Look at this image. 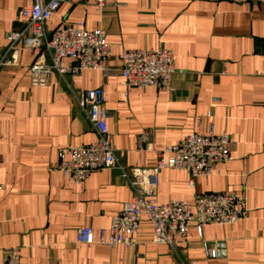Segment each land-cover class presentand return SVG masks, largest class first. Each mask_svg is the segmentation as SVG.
I'll use <instances>...</instances> for the list:
<instances>
[{"label": "crops", "instance_id": "crops-1", "mask_svg": "<svg viewBox=\"0 0 264 264\" xmlns=\"http://www.w3.org/2000/svg\"><path fill=\"white\" fill-rule=\"evenodd\" d=\"M33 1L0 0V263L18 249L19 264H264V4L113 0L99 12L87 1L67 0L47 32L77 23L105 30L110 72L52 73L47 86L32 87L34 56L21 43L2 58L6 35L22 30L20 10ZM157 48L173 54L172 92L125 89L117 72L122 52ZM98 88L109 143L124 170L150 168L157 151L192 132L226 133L229 162L192 182L185 172L160 171L154 200L192 205L197 195L234 194L244 199L243 219L204 226L201 236L191 224L175 250L153 244L144 219L128 250L77 244L83 227L98 240L132 195L115 167L81 184L57 171L60 150L96 140L69 89ZM141 136L147 139L139 147ZM212 247L215 259L207 256Z\"/></svg>", "mask_w": 264, "mask_h": 264}, {"label": "built area", "instance_id": "built-area-1", "mask_svg": "<svg viewBox=\"0 0 264 264\" xmlns=\"http://www.w3.org/2000/svg\"><path fill=\"white\" fill-rule=\"evenodd\" d=\"M101 12L113 0H84ZM235 4H264V0H231ZM67 0H34L30 6L20 10L23 28L19 32L6 35L8 47L3 61L15 45L21 43L33 56L29 81L32 87H45L52 73L61 78L77 75L81 71H101L109 69V45L106 32L99 28L85 29L82 23L62 26L50 33L46 24ZM48 59V63L47 60ZM68 59L71 64L61 67L60 61ZM118 76L125 89L154 87L159 91L172 92L173 54L170 50L124 51L119 56ZM6 62V61H5ZM12 64V58L7 62ZM1 64V62H0ZM73 101L85 116L96 134V140L85 146L69 147L58 152L57 171L73 184H81L92 173L117 168L129 185L132 195L121 211L110 218L106 230H101L98 240H94L91 228L83 227L76 233V243L82 245L122 246L126 250L135 244L134 236L144 219L150 228L151 242L175 250L187 240L191 224L195 225L199 236L207 225H233L245 215V202L234 194H206L194 197L193 204L169 201L158 204L154 200L158 185V175L164 169L185 172L190 182L197 178L213 175L215 166L230 160L233 145L226 133L214 134L192 132L179 143L163 147L156 153L150 168L124 170L110 146L106 129L109 117L104 107V93L101 88L75 93L69 89ZM147 137L139 138V147ZM218 250H207L208 258L215 259ZM18 249L11 250L0 264H19Z\"/></svg>", "mask_w": 264, "mask_h": 264}]
</instances>
